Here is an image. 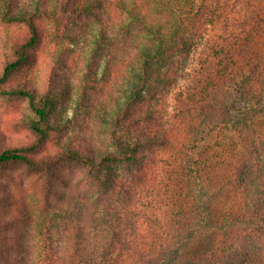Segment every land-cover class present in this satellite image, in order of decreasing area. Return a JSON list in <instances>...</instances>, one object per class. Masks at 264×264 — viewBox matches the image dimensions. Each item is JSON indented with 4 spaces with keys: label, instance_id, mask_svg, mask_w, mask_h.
Wrapping results in <instances>:
<instances>
[{
    "label": "trees",
    "instance_id": "trees-1",
    "mask_svg": "<svg viewBox=\"0 0 264 264\" xmlns=\"http://www.w3.org/2000/svg\"><path fill=\"white\" fill-rule=\"evenodd\" d=\"M224 1L0 0V22L13 27L3 33L0 96L25 103L22 123L36 135L31 144L1 149L0 166L72 164L86 170L90 186L109 193L77 201L70 215L74 245L92 251L70 264H264V53L255 48L256 31L214 39L210 77L177 98L179 112L164 108L175 87L198 82L199 72L189 73L194 52L219 26ZM46 38L88 42L75 111L91 101V115L105 113V147L60 142L56 153L35 156L61 128L52 121L64 92L75 91L56 82L61 60L49 67L44 90L13 82ZM217 96L223 97L218 117L213 106L195 109ZM165 184L174 193L168 228L147 226L151 243L131 239L140 223L127 209ZM157 204L162 211L164 201ZM65 262L39 256L41 264Z\"/></svg>",
    "mask_w": 264,
    "mask_h": 264
},
{
    "label": "rangeland",
    "instance_id": "rangeland-1",
    "mask_svg": "<svg viewBox=\"0 0 264 264\" xmlns=\"http://www.w3.org/2000/svg\"><path fill=\"white\" fill-rule=\"evenodd\" d=\"M28 1L30 0H19L21 4L26 5H29ZM263 14L264 0H225L219 26L210 29V40L205 41L200 49L194 52L189 73L192 76L199 72L195 75L199 79L198 82L191 84L186 81L181 87H175L173 93L166 98L168 100L164 106L165 110L170 113L179 112L182 103L177 98L182 99L189 95L192 93L191 88L198 89L204 85L206 78L210 77L208 75L214 70H208L212 68V64L207 61L210 55H213L214 39L221 41L223 38L229 39L256 31L255 48L258 47L261 53H264V20L259 18ZM11 28L13 27L0 22V69L5 61L4 50H7L3 33ZM89 50L88 42L76 45L66 38L42 39L40 45L32 51L30 61L13 79V82L22 81L30 87L44 90L49 67L61 60V65L57 67L56 82L71 84L75 88L73 93L69 90L64 92L52 121L61 128L53 131L41 149L34 153L38 158L56 153L60 142L80 147L92 146L96 149L109 143L106 134L107 118L103 111L101 116L91 115V101L85 102L83 110L79 107V111H75L78 81L83 74ZM99 71L101 73V69ZM101 90L103 89H98ZM222 102L223 97L219 96L210 103H198L195 109L199 112L201 109L209 110L208 107L213 106L218 109V117ZM28 114L24 102L6 100L0 96V150L35 141L36 135L22 123V118H27ZM166 178L174 183L170 174L166 175ZM168 184L159 191L151 189L144 192L138 206L127 209L130 220L135 218L140 223L138 235L131 239L139 238L151 243V228L147 226L152 229L157 226L168 228L166 217L172 213L171 207L174 204L173 185ZM108 194L90 186L86 170L80 166L61 164L44 169H29L21 163L0 166V264H41L39 256L60 257L66 259V264H70L74 255L90 254L91 245H83L80 250L75 247L74 234L77 225L75 217L73 223L71 222L70 215L80 198L93 202ZM157 201H164L162 211L156 209ZM60 212L67 215L61 217L58 214ZM105 250L103 246L98 252L103 254ZM117 252L113 254L117 255Z\"/></svg>",
    "mask_w": 264,
    "mask_h": 264
}]
</instances>
